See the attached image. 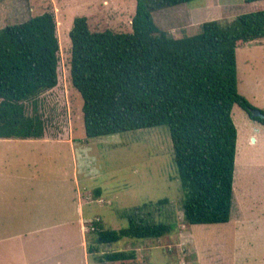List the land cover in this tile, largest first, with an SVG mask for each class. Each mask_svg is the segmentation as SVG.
Wrapping results in <instances>:
<instances>
[{"label":"rangeland","instance_id":"374dc122","mask_svg":"<svg viewBox=\"0 0 264 264\" xmlns=\"http://www.w3.org/2000/svg\"><path fill=\"white\" fill-rule=\"evenodd\" d=\"M135 4L136 0H0V28L50 11L59 37L57 84L37 97L46 123L43 137L0 138V208L17 210L3 214V224H12L14 230L40 228L23 240L31 260L20 252L19 264H264V127L238 105L232 109L237 140L231 213L225 223L184 220V192L166 125L85 136L82 98L70 79L68 33L73 18L86 16L91 30L131 31ZM258 9H264V0H191L155 8L152 17L168 35L180 37L199 33L204 21L228 22ZM262 70L259 62L246 73ZM243 84L240 80L239 93L244 88L257 90L262 103L263 89L253 82ZM164 198V203H157ZM26 209L32 214L23 215ZM130 216L166 222L171 229L157 238L95 241L93 221L119 229L127 226ZM59 241L64 248L54 255ZM37 242L44 244V260L36 259ZM115 252H123L125 259L105 257Z\"/></svg>","mask_w":264,"mask_h":264},{"label":"trees","instance_id":"16d2710c","mask_svg":"<svg viewBox=\"0 0 264 264\" xmlns=\"http://www.w3.org/2000/svg\"><path fill=\"white\" fill-rule=\"evenodd\" d=\"M188 1L136 0L131 31L124 32L91 30L86 16H75L68 33L70 79L82 98L87 138L166 125L184 192V220L225 223L233 199V106L264 125L238 91L236 68V48L264 37V9L228 22L207 20L199 33L180 37L155 24L153 9ZM58 38L50 11L0 28V138L43 137L46 123L37 97L57 84ZM92 223L97 243L157 238L171 229L169 223L132 216L119 229ZM105 257L122 260L125 254Z\"/></svg>","mask_w":264,"mask_h":264},{"label":"crops","instance_id":"0c3cea01","mask_svg":"<svg viewBox=\"0 0 264 264\" xmlns=\"http://www.w3.org/2000/svg\"><path fill=\"white\" fill-rule=\"evenodd\" d=\"M104 2H107V1H104ZM131 13L133 14L132 10H131ZM130 16L132 17V15H130ZM130 21H131V19H130ZM129 26H130V24H129ZM254 50H260V51H258L256 54H253ZM259 62H262L264 65V37L250 41V42H246L243 45L238 46L236 48V68H237V76H238L237 77L238 78V81H237L238 86L237 87L239 89L240 80L244 84H246L248 82H253V83H255V85L260 86L263 89V92L260 91L262 93V98H261L262 103L259 102L260 99H259V97H257V95L259 93V91H257V90H254L251 92L250 89L247 90L246 88H244V89H242L241 93L244 94L254 105L259 106V107L263 108V110H264V70L258 71L256 73L254 72L252 75H250V74L248 75L246 73V69L252 68L255 64H257ZM239 69H240V71H239ZM255 121H257V120H255ZM257 122H259V121H257ZM259 123L264 127V125L261 122H259ZM13 211H17V210H13V209L5 210L3 208H0V245H1L0 256L3 253H5V256L3 258V264H19L18 260H19V253L20 252L24 253L25 258H27L28 260H31L30 257H27L25 255L26 249L23 246V240H25V238L28 235H30L33 232H36L40 229L39 228V229L24 230V229L17 228L16 230H14L13 228L15 226H13L12 224H5L4 225L3 224V220H4L3 214H10V213L13 214L12 213ZM24 214H27V215L30 214L31 215L32 213H31L30 209H26V211H23V215ZM80 223H81L80 231L82 234L83 232L85 233V231H84L85 230L84 229L85 228L84 227V218H82V217L80 218ZM25 227H27V226H25ZM6 231H10V232L12 231V232L9 235H2ZM5 241H6V244H4ZM20 242L22 243V245H20ZM62 242L59 241L58 244L56 243L55 249L53 251L54 255H56V253L59 252L61 250V248H64L63 247L64 245H62ZM83 246H86V241L83 242ZM37 247L40 249V254H38V256H40V257H36V259L44 260L47 256L46 250L44 248V244L42 242H37ZM42 250H44L45 252H42ZM86 251L87 250H85V255H87V253H88ZM5 259H7V261H5ZM26 262H28V261H26ZM90 264H91V262H90Z\"/></svg>","mask_w":264,"mask_h":264},{"label":"water","instance_id":"95a60500","mask_svg":"<svg viewBox=\"0 0 264 264\" xmlns=\"http://www.w3.org/2000/svg\"><path fill=\"white\" fill-rule=\"evenodd\" d=\"M251 114H252L253 116H258V117L264 119V113L261 112V110L258 109V108H256V109H252V110H251Z\"/></svg>","mask_w":264,"mask_h":264}]
</instances>
